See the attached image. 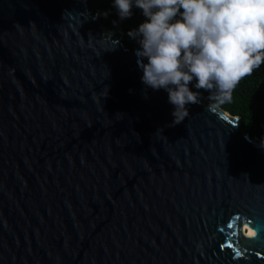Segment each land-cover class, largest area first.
I'll return each mask as SVG.
<instances>
[{
	"label": "water",
	"instance_id": "95a60500",
	"mask_svg": "<svg viewBox=\"0 0 264 264\" xmlns=\"http://www.w3.org/2000/svg\"><path fill=\"white\" fill-rule=\"evenodd\" d=\"M140 50L0 0V264H264V140L203 93L173 125Z\"/></svg>",
	"mask_w": 264,
	"mask_h": 264
},
{
	"label": "clouds",
	"instance_id": "9594fccd",
	"mask_svg": "<svg viewBox=\"0 0 264 264\" xmlns=\"http://www.w3.org/2000/svg\"><path fill=\"white\" fill-rule=\"evenodd\" d=\"M113 6L120 20L131 18L134 7L142 10L145 20L129 36L147 59L140 61L142 82L168 92L173 125L189 116L187 105L200 102L199 90L218 104L231 102L239 83L264 65V0H113Z\"/></svg>",
	"mask_w": 264,
	"mask_h": 264
},
{
	"label": "trees",
	"instance_id": "16d2710c",
	"mask_svg": "<svg viewBox=\"0 0 264 264\" xmlns=\"http://www.w3.org/2000/svg\"><path fill=\"white\" fill-rule=\"evenodd\" d=\"M89 10L97 14L101 24L105 28V35H111L119 39L125 46L133 49L140 44L136 39L129 36V33L138 29L139 25L144 22L142 10L133 8L131 18L120 20L116 9L113 6V0H87ZM104 13L108 15L105 17ZM113 21H117L114 25ZM195 81L190 84L192 90L197 91L194 87ZM207 98L210 93L199 90ZM209 99V98H208ZM214 103L218 102L211 100ZM224 109L241 118L240 130L250 131L251 134L264 140V65L253 72L251 76L245 77L233 92L231 102L218 104Z\"/></svg>",
	"mask_w": 264,
	"mask_h": 264
}]
</instances>
